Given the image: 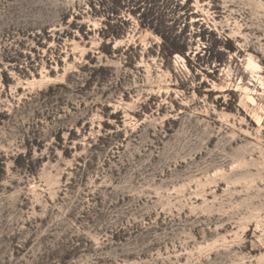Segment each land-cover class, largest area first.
Wrapping results in <instances>:
<instances>
[{"label": "rangeland", "instance_id": "obj_1", "mask_svg": "<svg viewBox=\"0 0 264 264\" xmlns=\"http://www.w3.org/2000/svg\"><path fill=\"white\" fill-rule=\"evenodd\" d=\"M0 264H264V0H0Z\"/></svg>", "mask_w": 264, "mask_h": 264}]
</instances>
